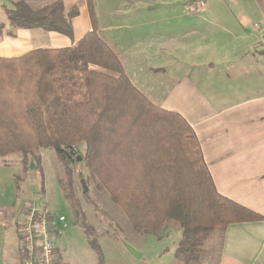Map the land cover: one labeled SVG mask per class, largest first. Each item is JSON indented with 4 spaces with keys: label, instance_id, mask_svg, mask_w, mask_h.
Segmentation results:
<instances>
[{
    "label": "trees",
    "instance_id": "trees-1",
    "mask_svg": "<svg viewBox=\"0 0 264 264\" xmlns=\"http://www.w3.org/2000/svg\"><path fill=\"white\" fill-rule=\"evenodd\" d=\"M85 1L92 28L75 44L0 58L6 75L0 76V89L8 83L12 86L13 77L22 83L27 80L28 92L32 86L20 118L6 119L7 110L0 106V142L5 141L0 144V157L9 145L25 156L39 147L52 148L65 166L80 156L79 163L91 179L107 188L137 231L160 236L168 223L178 225L177 253L187 264L215 226L223 232L228 224L262 216L216 190L191 125L179 112L154 104L133 85L98 30L93 0ZM8 2L5 15L12 26L40 28L73 39L75 6L66 9L62 0H52L31 9L25 0ZM3 27L0 23V35ZM67 184L66 201L73 198L71 180ZM38 209L47 219L58 215L45 206ZM19 226L17 222L19 264H23Z\"/></svg>",
    "mask_w": 264,
    "mask_h": 264
},
{
    "label": "crops",
    "instance_id": "crops-1",
    "mask_svg": "<svg viewBox=\"0 0 264 264\" xmlns=\"http://www.w3.org/2000/svg\"><path fill=\"white\" fill-rule=\"evenodd\" d=\"M220 1V6L210 3L207 6L204 0V5L192 10L194 12L183 11L184 20L194 22L184 24L190 32L186 35L193 36V40L194 32L200 31L196 50L189 51L181 59L167 55L164 63L148 68L153 74L165 76L171 85L164 99L157 104L148 98V92L133 85L154 104L177 111L188 121L200 143L216 190L262 216L253 221L231 223L224 228L218 264H264V0H242L239 7L227 5L233 0ZM62 2L64 6L68 4V0ZM84 9L86 32L73 35L71 43L60 33L43 30L50 38V42H45L41 40L40 32H33L40 28L17 27L12 31L8 19L0 21L4 25L0 43L5 40L15 43L21 37L20 42L23 41L25 46L16 53L0 51V58H15L38 47L61 48L75 44L92 28L85 0ZM134 10L131 8L126 13L136 19L138 12L136 8ZM121 11L111 10L110 14H121ZM1 14L5 15V12ZM186 14L194 16L188 18ZM184 20L181 19L179 25L174 24L179 27ZM150 27L153 31L154 27ZM98 30L112 49L106 31L99 26ZM169 30L172 35L166 32L167 47H171L177 38L174 29ZM225 38L240 43L241 56L228 50L218 54L219 45L216 49L210 47ZM32 40L40 41L34 45ZM20 42L13 44V48ZM198 50L206 53L205 59L195 58ZM185 64L188 69L184 68ZM213 76H217L219 84L212 80ZM17 171L0 161V264H7L8 253L12 256L11 264L20 262L17 227L13 223ZM9 218H14L12 237L7 233Z\"/></svg>",
    "mask_w": 264,
    "mask_h": 264
},
{
    "label": "rangeland",
    "instance_id": "rangeland-1",
    "mask_svg": "<svg viewBox=\"0 0 264 264\" xmlns=\"http://www.w3.org/2000/svg\"><path fill=\"white\" fill-rule=\"evenodd\" d=\"M25 1L31 9H37L52 0ZM200 1L204 2V0H93L92 8L98 19V26L105 30L108 37H110L111 50L120 59L124 72L133 84L148 92V95H150L148 98L157 104L166 97V91L171 85L168 84L165 76L153 74L148 71V68L164 63L167 55H173L181 59L189 51L197 49L195 46L198 45L197 40L200 31L198 33L194 32L195 37L193 40H191L193 36L186 35L189 29L184 28V24L189 23V21L191 24L194 22L184 20L186 16L183 11L188 9L189 13L194 12L192 10L199 7ZM241 1L233 0V3L227 2V5L239 7ZM220 2V0H206V5L208 6L210 3L211 6H220ZM0 3L9 5V2H5V0H0ZM2 5H0V12L4 13L5 7H2ZM70 5L77 8V13L71 21L72 34L85 33L84 0H68L65 8H71ZM131 8L132 11H135L136 8L138 12L136 19L126 13ZM117 9L122 10L121 14H110L111 10ZM151 10L154 11L151 12ZM186 15L188 18L194 16L191 14ZM6 19V15H0V21ZM181 19L184 21L181 26L177 27ZM10 26L12 31L16 29L11 24ZM150 26L154 27L153 31ZM169 29H174L177 34V38L171 47L166 46V32L172 35ZM34 30L36 33L40 32L42 41L50 42V38L44 35L47 32H43L41 29H37L40 31L33 29V32ZM63 37L66 42L71 43L69 37L65 35ZM20 40L21 37L15 43H8L7 40L3 41L0 43V51L16 53L23 50L25 46L22 44L23 41L20 42ZM32 41L35 45L37 40ZM18 42H20L19 45L13 48V44H18ZM218 45L219 48L216 50L218 54L225 50L232 51L233 55H240L241 53L240 43L232 39L217 40L210 47L216 49ZM204 54L206 53L198 50L195 53V58L205 59ZM2 67L3 65L0 64V76L5 77L6 75L1 72ZM92 67L96 68L95 66ZM184 68L188 69L186 64ZM194 72H198V70H194ZM14 74L17 75L15 72ZM13 80L12 86L8 83L0 89V106L2 109L7 110V114H4L2 109L1 111L8 120L20 118V113L24 110L23 106L29 100L28 96L31 97L32 94V86H30V92H28L26 83L29 82L27 80H25L26 83L20 82L17 77H13ZM212 80L219 84L217 76H213ZM17 86H19L18 89L13 88ZM15 90H19V92L22 90L25 94L16 95L17 91ZM3 142L5 141L0 142V144ZM9 146L8 150L11 149V151L6 150L5 154L0 157V161L4 165L12 166L18 170L15 175L18 189L16 191L15 221L13 223L15 225L17 222L20 223L30 206L37 208L45 206L46 211L63 215L65 221L56 225L58 233L54 235L56 252L62 263L185 264L184 257L177 253L181 232L176 223H168L169 227L160 236L137 231L129 222L121 207L110 199L107 188L97 180L91 179L92 177L86 166L84 167L83 163H79L80 159L65 166L52 148L39 147L25 156L23 152L12 149L11 145ZM67 171L68 174H66ZM81 175L87 186L85 193L82 192ZM59 180L63 186H61ZM69 180L72 182L73 198L66 201L63 197V187L68 190L67 183ZM6 215L5 217H7ZM14 218L8 219L10 225L7 233L11 237L13 236L11 222ZM221 237L222 228L215 226L209 231L199 250L196 251V257L187 264H218ZM128 246L134 248L139 255L132 254ZM11 260L12 256L8 253L7 264H11Z\"/></svg>",
    "mask_w": 264,
    "mask_h": 264
},
{
    "label": "built area",
    "instance_id": "built-area-1",
    "mask_svg": "<svg viewBox=\"0 0 264 264\" xmlns=\"http://www.w3.org/2000/svg\"><path fill=\"white\" fill-rule=\"evenodd\" d=\"M198 5L203 6L204 2L200 1ZM262 44L264 48V38ZM21 220L18 233L22 238L19 245L25 252L23 264H64L56 252L54 235L58 231L54 233L52 230H58L56 225L64 222L65 217L57 215L53 219H47L43 211L30 206Z\"/></svg>",
    "mask_w": 264,
    "mask_h": 264
},
{
    "label": "water",
    "instance_id": "water-1",
    "mask_svg": "<svg viewBox=\"0 0 264 264\" xmlns=\"http://www.w3.org/2000/svg\"><path fill=\"white\" fill-rule=\"evenodd\" d=\"M79 159H80V156H77V157H76V160H79ZM81 186H82V192L85 193V192L87 191V186H86V184H85V182H84L83 179H81ZM128 249H129V251H130L132 254H134L135 256H138V255H139V253L136 252V250H135L134 248L128 246Z\"/></svg>",
    "mask_w": 264,
    "mask_h": 264
}]
</instances>
